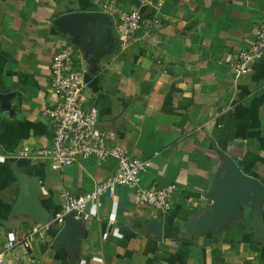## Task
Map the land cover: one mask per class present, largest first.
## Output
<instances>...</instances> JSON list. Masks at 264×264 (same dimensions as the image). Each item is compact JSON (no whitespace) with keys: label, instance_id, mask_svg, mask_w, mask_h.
Segmentation results:
<instances>
[{"label":"crops","instance_id":"obj_1","mask_svg":"<svg viewBox=\"0 0 264 264\" xmlns=\"http://www.w3.org/2000/svg\"><path fill=\"white\" fill-rule=\"evenodd\" d=\"M155 2L144 11L150 30L122 43L118 14L138 0H0V251L10 234L53 221L64 188L91 191L116 169L115 158L54 170L12 157L51 143V60L72 43L55 24L62 14L97 11L109 20L114 40L89 61L87 105L98 108L102 129L150 161L143 186L176 187L163 213L120 186L91 207L70 243L65 222H51L29 255L20 246L10 252L11 264H264V192L244 215L203 225L224 169L219 151L264 185V55L252 72L233 71L256 39L264 0ZM18 175L30 182L24 191Z\"/></svg>","mask_w":264,"mask_h":264},{"label":"built area","instance_id":"obj_2","mask_svg":"<svg viewBox=\"0 0 264 264\" xmlns=\"http://www.w3.org/2000/svg\"><path fill=\"white\" fill-rule=\"evenodd\" d=\"M139 6L118 14L115 26L116 36L122 43H127L139 31L148 32L152 21L142 7L160 6L155 0H138ZM264 55V18L262 19L255 41L239 53L233 64L236 77L253 71L254 65ZM89 59L82 55L79 47L73 43L62 46L51 60V88L56 96L55 104L46 112L52 123V137L49 145L24 148L12 155L15 161H47L52 169L62 170L74 163L92 159L98 163L110 158L117 161L115 171L100 180L93 190L74 194L64 188L62 209L53 221L65 222L67 215L76 220L87 221L91 218V207L100 205L102 196L114 197L120 186L133 191L135 203L150 206L163 213L171 211L174 184L146 187L142 185V174L150 166L149 160L133 156L119 141L114 131H108L99 125V110L87 105L89 100ZM108 222L116 220V213H110ZM51 222L37 223L28 233L17 237L10 234L6 247L0 251V264H11L8 257L11 251L20 246L29 255L33 244L44 236ZM107 232L103 233V238Z\"/></svg>","mask_w":264,"mask_h":264},{"label":"water","instance_id":"obj_3","mask_svg":"<svg viewBox=\"0 0 264 264\" xmlns=\"http://www.w3.org/2000/svg\"><path fill=\"white\" fill-rule=\"evenodd\" d=\"M146 7H142L145 11ZM107 17L97 11H74L65 13L56 18V26L64 33L70 35L72 43L85 52L89 61L92 55L97 56L105 51L112 42L113 29ZM224 162V169L217 179V186L213 193L216 201L203 217V225H217L224 219L244 215L247 207L253 208L258 197L264 192V185L255 177L246 175L236 161L226 152L219 151ZM22 190L27 188L29 181L18 175ZM24 191V190H23ZM22 196V195H20ZM21 197L18 199L20 202ZM32 213L36 214L32 209ZM82 221L76 220L72 215L65 218V226L61 234L68 243L74 240V233Z\"/></svg>","mask_w":264,"mask_h":264}]
</instances>
